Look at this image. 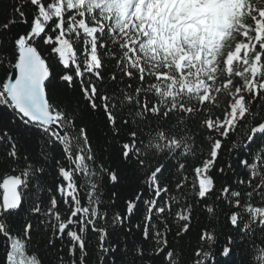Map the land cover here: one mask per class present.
I'll return each instance as SVG.
<instances>
[{"label":"snow or ice","instance_id":"1","mask_svg":"<svg viewBox=\"0 0 264 264\" xmlns=\"http://www.w3.org/2000/svg\"><path fill=\"white\" fill-rule=\"evenodd\" d=\"M0 70V264H264V0H0Z\"/></svg>","mask_w":264,"mask_h":264},{"label":"trees","instance_id":"2","mask_svg":"<svg viewBox=\"0 0 264 264\" xmlns=\"http://www.w3.org/2000/svg\"><path fill=\"white\" fill-rule=\"evenodd\" d=\"M104 71H105V73H110L111 72V69L106 66L105 69H104ZM2 76H3V72H2V70H0V77H2ZM221 108H223V102L221 104ZM217 111H219V110H217ZM198 143H199V141H198ZM223 159H224L225 162H227L230 159V157L227 154V148L224 149ZM225 166H226V164H225ZM7 174H12L11 173V169L0 168V179H2V177L4 175H7ZM215 182H216L217 188H219L220 185L223 183V181L221 179H219V178H217ZM203 223H207V221H202V224ZM191 241L193 242V244L196 241V231L195 230H193V232L191 234ZM95 243H96V241L94 239H91L90 240V247L92 245H94ZM2 250H3V241L0 240V251H2ZM63 251L66 253L67 252V249H63ZM238 256H239V253H238ZM88 264H97V258H96L95 255H92V256L89 257Z\"/></svg>","mask_w":264,"mask_h":264}]
</instances>
